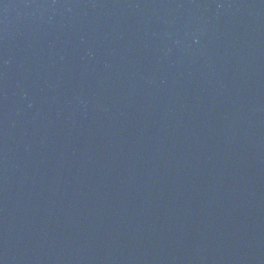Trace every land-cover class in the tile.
<instances>
[{"label": "water", "instance_id": "water-1", "mask_svg": "<svg viewBox=\"0 0 264 264\" xmlns=\"http://www.w3.org/2000/svg\"><path fill=\"white\" fill-rule=\"evenodd\" d=\"M0 264H264V0H0Z\"/></svg>", "mask_w": 264, "mask_h": 264}]
</instances>
